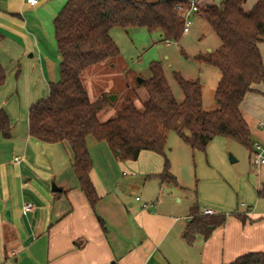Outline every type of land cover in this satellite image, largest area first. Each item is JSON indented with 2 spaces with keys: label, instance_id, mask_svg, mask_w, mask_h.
<instances>
[{
  "label": "crops",
  "instance_id": "obj_1",
  "mask_svg": "<svg viewBox=\"0 0 264 264\" xmlns=\"http://www.w3.org/2000/svg\"><path fill=\"white\" fill-rule=\"evenodd\" d=\"M66 2L39 0L32 6L26 0H0V32L4 35L0 61L7 72L0 87V109L6 111L12 123L10 137L0 133V264H224L251 251L264 252V205H260L258 196L251 197L253 208L237 213L239 219L226 217L208 237L197 233L188 243L185 233L179 238L176 234L173 240L181 246L185 241L190 250L185 248L187 258L182 254L174 257L172 250L176 247L166 238L180 217L165 213L161 194L153 206L141 204L131 223L127 218L130 211L124 210L121 197L111 198L101 183L89 148L93 159L90 176L99 196L92 206L79 186L69 146L44 142L30 134L31 104L48 96L50 84L60 79L54 19ZM259 47L264 57V43ZM208 51L213 52L211 48ZM253 87L256 91L247 92L240 104L244 118L249 111L247 104L258 102L256 96L264 95L263 83ZM250 131L252 141L263 146L264 130L259 131L261 141ZM146 151L151 150H142L136 162L157 153ZM162 170L158 165L148 167L147 176ZM53 185L60 190H54ZM258 187L264 194V184ZM136 200L141 199L136 196ZM28 203L34 207L25 209ZM256 206L261 207L256 210ZM204 207L220 213L210 203H204ZM183 215L187 229L192 216ZM135 230L140 232L138 239L131 237ZM165 242L164 252L160 247ZM192 253H198V262L189 261L194 257Z\"/></svg>",
  "mask_w": 264,
  "mask_h": 264
},
{
  "label": "trees",
  "instance_id": "obj_2",
  "mask_svg": "<svg viewBox=\"0 0 264 264\" xmlns=\"http://www.w3.org/2000/svg\"><path fill=\"white\" fill-rule=\"evenodd\" d=\"M189 0H67L54 19L55 40L61 57L60 79L52 82L48 96L31 104L29 132L49 143L63 142L72 154V166L80 188L92 206L99 199L90 172L93 159L88 137L105 141L121 159L136 160L142 150L163 154L160 173L148 175L161 182L178 185L165 154L167 137L175 131L194 151H205L216 136L233 138L250 151L254 149L251 131L240 104L254 84H264V57L259 44L264 42V0L251 9L245 0H221L219 4L200 7V14L221 40L220 47L196 59L220 70L215 99L217 108L205 110L202 83L185 79L175 72L184 99L178 102L159 61L150 63L152 76L143 81L149 97L138 107L130 97L116 116L105 121L100 113L107 99L92 101L82 75L90 66L120 54L110 34L114 27H144L159 31L165 41H179L183 36L184 18L179 5L188 7ZM4 35L0 32V42ZM7 72L0 61V87ZM11 120L0 109V133L10 137ZM262 196V190L258 191ZM192 219L185 237L192 243L197 233L208 237L214 228L226 221L224 213L203 214L199 205L190 209ZM224 264H264L263 251H251Z\"/></svg>",
  "mask_w": 264,
  "mask_h": 264
},
{
  "label": "rangeland",
  "instance_id": "obj_3",
  "mask_svg": "<svg viewBox=\"0 0 264 264\" xmlns=\"http://www.w3.org/2000/svg\"><path fill=\"white\" fill-rule=\"evenodd\" d=\"M255 1L245 0L243 7L251 9ZM220 2L221 0H202L200 7ZM110 34L119 46L120 54L90 66L82 75L92 99H107L100 119L105 121L120 113L127 97L133 99L138 107H143L149 97L143 81L152 76L150 63L153 61L161 62L165 77L178 102L183 101L184 92L175 78V72L181 73L188 80L199 78L202 83L203 108H217L215 91L221 76L220 70L214 65L199 61L196 55L210 53L208 48L216 51L221 40L200 14L192 17L189 31L183 33L179 41L169 40L167 43L159 31H150L144 27H114ZM139 78L143 80L140 81ZM256 97L258 102L247 104L249 111L246 110L245 118L252 133L259 137V131L264 130V126H260V122L264 123V95ZM258 140L261 141V138ZM88 145L101 183L105 185L111 198L121 197L124 210L130 211L127 218L131 223L133 213L141 204L147 202L151 207L157 196L162 195V204H165L167 211L165 213L180 217L176 227L170 230L166 238L168 240L172 241L176 234L178 238L183 237L188 222L183 214H189L191 207L198 203L201 209L204 203H210L218 212L226 214L227 217L236 216L238 219L240 217L237 213H245L255 205L252 196H258L260 205H264V194L259 196L258 193L261 188L258 184H264V168L258 170L253 164V153L233 138L216 136L203 152L194 151L175 131H170L165 154L170 161L171 172L177 177L178 185L162 183L158 178L147 176L148 167L158 165L163 168V154L150 153L153 157L143 156L136 162L132 159H121L111 153L106 143L99 142L92 136L88 137ZM149 152L152 151H146L145 154ZM230 154L236 161L230 160ZM100 187L101 191L102 185ZM174 194H178L182 201ZM136 196L141 200L137 201ZM130 202L134 204L129 205ZM256 207L259 210L261 206ZM133 236L138 239L140 232L135 230L131 233V237ZM172 243L176 247L172 250V255L178 257L182 254L187 258L185 248L190 250L189 245L185 241L183 246L175 240ZM166 245L167 242L160 247L164 252ZM193 255L189 261L198 262V253H192L191 256Z\"/></svg>",
  "mask_w": 264,
  "mask_h": 264
},
{
  "label": "built area",
  "instance_id": "obj_4",
  "mask_svg": "<svg viewBox=\"0 0 264 264\" xmlns=\"http://www.w3.org/2000/svg\"><path fill=\"white\" fill-rule=\"evenodd\" d=\"M28 4L30 5H36L39 0H26ZM188 7H183L181 5L178 6V8L181 10V15H183L184 18V27H183V33L188 32L190 29V26L192 25V17L197 12L199 8V0H189L188 1ZM167 43H169V40H166ZM254 152H253V162L254 165L257 167H264V148L263 146L255 142L254 143ZM139 198V197H138ZM147 205V204H146ZM34 206L32 203H28L25 205V209H32ZM203 214H215V210L210 207H205L202 210Z\"/></svg>",
  "mask_w": 264,
  "mask_h": 264
},
{
  "label": "water",
  "instance_id": "obj_5",
  "mask_svg": "<svg viewBox=\"0 0 264 264\" xmlns=\"http://www.w3.org/2000/svg\"><path fill=\"white\" fill-rule=\"evenodd\" d=\"M139 80L142 81L143 79H142V78H139ZM117 154H119V152H117ZM230 160H231L232 162H234V161H236V158H235L232 154H230ZM53 189H54V190H60V188L57 187L56 185H53Z\"/></svg>",
  "mask_w": 264,
  "mask_h": 264
}]
</instances>
